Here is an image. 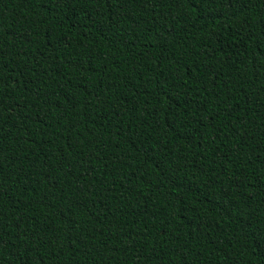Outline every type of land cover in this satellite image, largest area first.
<instances>
[{
	"label": "trees",
	"instance_id": "1",
	"mask_svg": "<svg viewBox=\"0 0 264 264\" xmlns=\"http://www.w3.org/2000/svg\"><path fill=\"white\" fill-rule=\"evenodd\" d=\"M0 264H264V0H0Z\"/></svg>",
	"mask_w": 264,
	"mask_h": 264
}]
</instances>
